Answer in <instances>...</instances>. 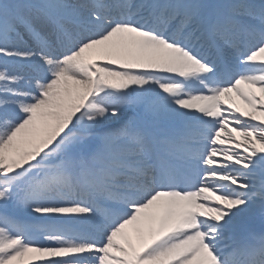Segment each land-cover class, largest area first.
Listing matches in <instances>:
<instances>
[{"label":"snow or ice","instance_id":"snow-or-ice-1","mask_svg":"<svg viewBox=\"0 0 264 264\" xmlns=\"http://www.w3.org/2000/svg\"><path fill=\"white\" fill-rule=\"evenodd\" d=\"M0 264H264V0H0Z\"/></svg>","mask_w":264,"mask_h":264},{"label":"bare ground","instance_id":"bare-ground-1","mask_svg":"<svg viewBox=\"0 0 264 264\" xmlns=\"http://www.w3.org/2000/svg\"><path fill=\"white\" fill-rule=\"evenodd\" d=\"M241 107H243V105H241Z\"/></svg>","mask_w":264,"mask_h":264}]
</instances>
